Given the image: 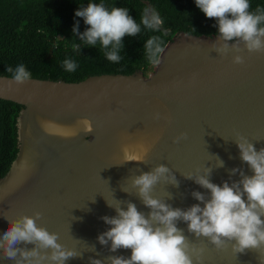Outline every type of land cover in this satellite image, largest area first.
Returning <instances> with one entry per match:
<instances>
[{"label": "water", "instance_id": "obj_1", "mask_svg": "<svg viewBox=\"0 0 264 264\" xmlns=\"http://www.w3.org/2000/svg\"><path fill=\"white\" fill-rule=\"evenodd\" d=\"M217 39L218 34L178 33L146 75L137 70L77 82L30 78L23 84L0 76V99L23 107L16 122L18 152L0 177V233L9 220L39 211L43 214L39 225L59 233L65 247L82 253L66 264H90V258L112 255L130 257L131 249L111 252V241L102 245L98 236L111 227L102 217L116 215L106 200L113 204L116 199L131 200L138 210L150 211L136 196L132 177L166 164L179 187L161 181L153 195L187 209L202 203L193 191L210 193L183 175L210 167V179L221 186L241 178L239 172L230 176V169L252 175L235 139L239 133L257 151L264 148V52L249 53L241 44V53L220 56L212 48ZM236 54L244 56L243 64L233 63ZM156 113L159 119L154 118ZM182 132L187 138L175 143ZM126 154L145 160L125 162ZM217 155L223 167H215ZM177 226L197 249L204 248L203 260L196 264L264 260V248L236 253L229 245L217 250L208 238L188 232L184 221ZM0 264L14 261L0 258Z\"/></svg>", "mask_w": 264, "mask_h": 264}, {"label": "clouds", "instance_id": "obj_2", "mask_svg": "<svg viewBox=\"0 0 264 264\" xmlns=\"http://www.w3.org/2000/svg\"><path fill=\"white\" fill-rule=\"evenodd\" d=\"M195 3L208 18L217 21L218 39L212 48L220 56H226L230 51L241 53L244 50L241 44L249 53L264 52V10L257 8L255 12L249 11L250 0H195ZM75 15L83 17L85 24L90 26L80 33L77 22L73 28L75 36H79L87 46L96 47L99 42L100 50L111 62L122 59L125 35L140 34L141 25L148 30L159 31L163 24L160 15L150 7L143 8L140 23H137L128 8L108 7L104 0L80 7ZM162 43L158 36L145 41L144 48L150 59H155L163 51ZM244 62L243 55H234L233 63ZM62 66L66 71L73 72L77 63L65 59ZM6 71L12 74L17 84L31 78V72L24 64H19L15 69L9 66ZM154 118L159 119V113ZM187 135L186 132L180 133L174 142L179 143ZM235 143L240 150L241 160L249 165L253 174L247 175L240 168L230 169V176L239 172L241 178L231 183L226 180L222 186L210 179L213 171L210 167H204L202 172L198 168L195 173L183 175L186 179H194L210 193L193 191L192 196L202 203L193 204L187 209L173 207L165 199L153 195L161 181L179 187L180 181L166 164L156 165L150 171H141L132 177L136 196L150 211L145 213L138 210L131 200L116 199V204L106 200L108 206L115 209L116 215L102 217L111 227L98 236L102 245L107 246L111 241V252L121 248L131 249V255H112L103 260L90 258V264H196L202 261L204 248L197 249L189 241L184 229L177 226L179 221L187 223L188 232L196 237L208 238L217 250L226 249L229 245L236 253L264 248V148L257 151L253 143L239 133ZM216 157L215 167H223L224 161L218 155ZM144 160V156L126 154L125 157V162ZM122 191L127 192L125 189ZM171 198L170 193L168 199ZM122 205H126V208ZM42 215L36 211L33 215L22 214L9 220L8 228L0 233V258L12 260L14 264H66L70 258L82 255L76 249L60 243L59 233L50 232L39 225L37 221ZM29 244L34 247L28 248ZM91 248L95 249V246ZM260 260L264 264V260Z\"/></svg>", "mask_w": 264, "mask_h": 264}, {"label": "trees", "instance_id": "obj_3", "mask_svg": "<svg viewBox=\"0 0 264 264\" xmlns=\"http://www.w3.org/2000/svg\"><path fill=\"white\" fill-rule=\"evenodd\" d=\"M90 2L101 0H0V76H10L7 67L15 69L24 64L31 78L77 82L101 74H132L142 70L146 75L155 65L144 44L152 36L163 41L162 48L178 33L192 35H217L215 18H208L195 0H104L108 7L129 9L130 15L140 23L144 7H151L161 17L159 31L141 25V33L125 35L124 49L119 62H111L97 46H87L75 36L74 26L79 22V32L89 25L75 12ZM249 11L264 10V0H250ZM74 45L76 47H74ZM65 59L77 63L75 71L62 66ZM23 107L12 101L0 99V177L9 170L18 152L17 117Z\"/></svg>", "mask_w": 264, "mask_h": 264}, {"label": "rangeland", "instance_id": "obj_4", "mask_svg": "<svg viewBox=\"0 0 264 264\" xmlns=\"http://www.w3.org/2000/svg\"><path fill=\"white\" fill-rule=\"evenodd\" d=\"M151 8V7H150Z\"/></svg>", "mask_w": 264, "mask_h": 264}]
</instances>
